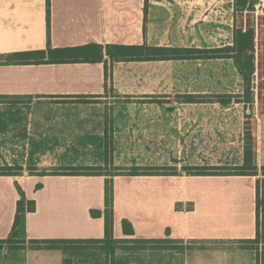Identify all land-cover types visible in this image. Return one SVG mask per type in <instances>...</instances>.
I'll return each instance as SVG.
<instances>
[{"label":"crops","instance_id":"0c3cea01","mask_svg":"<svg viewBox=\"0 0 264 264\" xmlns=\"http://www.w3.org/2000/svg\"><path fill=\"white\" fill-rule=\"evenodd\" d=\"M237 12L235 0H0V166L22 168L18 175H0V239L11 235L18 187L35 202L33 211L21 213L17 227L16 238L25 246L3 244L0 264H107L101 247L30 242L105 238L104 216L91 211L105 209L107 178L114 239L194 241L184 251L117 249L113 260L119 264H264V252L258 260L255 249L232 243L257 234V182L264 191V161H259L264 156L257 146L264 143L257 131L261 125L250 133L255 174H197L200 167L243 164L241 102L182 98L241 94L243 79L232 58L117 61L105 49L231 46L234 29L241 27ZM252 27L255 73L263 69L264 81V14ZM92 44L102 47L101 59H12L19 52ZM106 143L113 167L159 172H26L30 167L103 166ZM171 168L175 172H160ZM123 219L131 223L133 236L123 233Z\"/></svg>","mask_w":264,"mask_h":264},{"label":"trees","instance_id":"16d2710c","mask_svg":"<svg viewBox=\"0 0 264 264\" xmlns=\"http://www.w3.org/2000/svg\"><path fill=\"white\" fill-rule=\"evenodd\" d=\"M254 0H235V6L237 11L239 10H250L253 7ZM90 48L94 52L99 50L97 55H89L85 52L75 53V51ZM107 55L113 60H149V59H168V58H232L239 74L246 84L250 83L251 77L254 73V54H255V43H254V28L249 26L245 29L236 27L234 29L233 44L231 46L217 47V48H179V47H152L147 45H107L105 47ZM12 59L23 61L24 63H42V62H71L76 60H99L102 58V47L97 44H92L82 48H48L46 50H33L26 52H19L12 54ZM194 95H186L182 97L187 102H203V98ZM199 98V99H198ZM210 98V97H208ZM213 98L221 104H231L237 102L236 95H214ZM111 160L109 156L108 144H105V164ZM252 153L247 149L244 150V162L240 166L234 167H200L195 169L197 174H255L256 167L250 172L243 171L244 166L251 164ZM97 167L84 166V167H59L52 168L50 172L46 170H39L37 174H68V175H80V174H99L103 173L97 171ZM22 168L20 166H0V175H18L21 173ZM29 170H35L30 167ZM116 172L105 174L107 176H113L120 172L129 175H140V174H155L159 170L152 167H137L132 166L128 168L116 167ZM176 169L160 170L163 173H173ZM193 170V169H188ZM262 174L264 175V166L262 167ZM39 185L37 186V188ZM20 198L17 201V211L11 235L7 239H0V248L3 244L8 242L12 243L9 248H20L24 247L25 243L23 240L17 239V227L20 223V215L25 211H33L35 209V202L33 200H27L23 191L18 187ZM264 191L261 189L259 182H257L256 192V237L254 239H242L232 243L237 244L238 248H251L257 251L258 260L261 259L262 253L264 252V245L261 249L258 247L260 243L264 244ZM93 216H104L105 219V232L106 236L103 239H91V240H73V242H94L101 246L107 254V264H113V254L117 249H135V248H173L178 251H184L185 249L191 248L194 241H187V245L184 244L182 239L167 238L162 239H135V238H124L114 239L111 235L112 229V186L111 180H105V209L101 211H91ZM122 231L127 236H133L134 230L131 223L127 219H123L121 222ZM31 243H63L65 240H31ZM71 242V241H69ZM206 243V242H201Z\"/></svg>","mask_w":264,"mask_h":264},{"label":"rangeland","instance_id":"374dc122","mask_svg":"<svg viewBox=\"0 0 264 264\" xmlns=\"http://www.w3.org/2000/svg\"><path fill=\"white\" fill-rule=\"evenodd\" d=\"M260 17V15H259ZM237 18H238V25L241 27H249V26H255V20H256V16L255 14L252 12V8L250 10H239L237 12ZM98 54H99V50H95ZM96 52L91 51V55H97ZM260 55V53H259ZM254 65H255V60H256V54H254ZM262 67V66H261ZM256 70L254 69V73L251 77L250 83L246 84L243 81V92L239 95H236V99L237 102H241L238 105V109H239V118L238 121L240 122V133L243 134V137L245 139V142L243 144L244 146V150H248L251 151V143H250V138H252V136H250V133L254 132L256 129V126L261 125V127H257V131L259 132V134H264V81L261 80L262 78V73H263V69H261L258 74L255 73ZM259 77V78H258ZM210 97V98H208ZM199 99V98H198ZM185 100V99H184ZM201 101L203 102H217L215 98H213V96H204ZM236 103V102H235ZM234 103V104H235ZM233 104V103H231ZM253 110V112H252ZM261 122H263V124H261ZM257 132V134H258ZM263 141V140H262ZM210 147H213L214 145H209ZM223 147H226V145H220ZM258 147H260V151L263 152L264 156V143H260L257 144ZM260 162L264 161V159L259 160ZM253 162L251 161V164L244 166V170L246 172H250L251 170L254 169V167L252 166ZM93 167H97V171L101 172V173H113L116 172L115 168L113 167V165L111 164V160L108 161V163L104 164L103 166H93ZM263 167V166H262ZM262 167H261V172H262ZM123 168H128V167H123ZM52 168H36L35 170H26V172L29 173H36L39 170H46L47 172H50ZM260 185V184H259ZM11 241L14 240H8V242H6L8 244V246L10 247L12 243ZM65 246H97V247H101L100 245H98L97 243L94 242H63ZM58 244V243H57ZM61 244V243H60ZM33 246H41V245H46V246H55L56 244L53 243H44V244H39V243H32ZM263 243L259 244V248L261 249V247L263 246ZM119 264L118 262L113 260V264Z\"/></svg>","mask_w":264,"mask_h":264},{"label":"built area","instance_id":"2783aa9c","mask_svg":"<svg viewBox=\"0 0 264 264\" xmlns=\"http://www.w3.org/2000/svg\"><path fill=\"white\" fill-rule=\"evenodd\" d=\"M252 12L255 16L264 14V0H254Z\"/></svg>","mask_w":264,"mask_h":264}]
</instances>
